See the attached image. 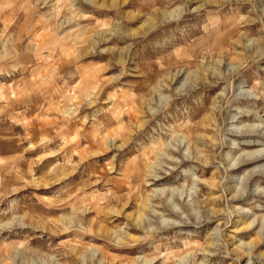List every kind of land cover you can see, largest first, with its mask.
Returning <instances> with one entry per match:
<instances>
[{
    "label": "rangeland",
    "instance_id": "rangeland-1",
    "mask_svg": "<svg viewBox=\"0 0 264 264\" xmlns=\"http://www.w3.org/2000/svg\"><path fill=\"white\" fill-rule=\"evenodd\" d=\"M250 127L264 0H0V264H264Z\"/></svg>",
    "mask_w": 264,
    "mask_h": 264
},
{
    "label": "bare ground",
    "instance_id": "bare-ground-1",
    "mask_svg": "<svg viewBox=\"0 0 264 264\" xmlns=\"http://www.w3.org/2000/svg\"><path fill=\"white\" fill-rule=\"evenodd\" d=\"M205 70H206V68H205ZM196 76H197V79H199L198 75H196ZM254 129H255L254 127L253 128L250 127L247 130H245V131L242 130L241 131L242 135H243L242 138L245 139L244 141H247V143H245L246 145H248V146H255V145L257 146L258 145L259 149H256L254 151L248 152L245 156L240 158L238 160V162L235 163V166L232 168V169H234V171H237V170L241 169L243 166L249 165V164H254L255 165L254 168L259 167L260 168V169L258 168L259 170H261V169L264 170V147L261 146L262 144H258L259 141H256V140L252 139V137H254V135H253L254 131H255ZM260 146L262 147V149L260 148ZM254 172L255 171H251L250 174H252V173L254 174ZM243 225H245L246 228H250L253 224H252V222L244 221ZM251 244H252L251 242L245 243V245H247V246L248 245L251 246ZM253 244H255V246H256L257 245V240H253ZM249 255L251 257L254 256L251 253H249ZM261 256H264V254L261 255Z\"/></svg>",
    "mask_w": 264,
    "mask_h": 264
}]
</instances>
